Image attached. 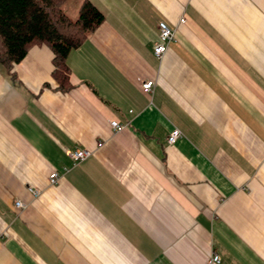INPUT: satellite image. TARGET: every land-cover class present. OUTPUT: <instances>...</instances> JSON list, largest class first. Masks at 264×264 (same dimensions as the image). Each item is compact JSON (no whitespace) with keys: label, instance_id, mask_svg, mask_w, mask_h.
Returning a JSON list of instances; mask_svg holds the SVG:
<instances>
[{"label":"crops","instance_id":"crops-1","mask_svg":"<svg viewBox=\"0 0 264 264\" xmlns=\"http://www.w3.org/2000/svg\"><path fill=\"white\" fill-rule=\"evenodd\" d=\"M89 1L69 91L46 45L0 66V264H264V0Z\"/></svg>","mask_w":264,"mask_h":264},{"label":"trees","instance_id":"trees-1","mask_svg":"<svg viewBox=\"0 0 264 264\" xmlns=\"http://www.w3.org/2000/svg\"><path fill=\"white\" fill-rule=\"evenodd\" d=\"M69 1L0 0V66L12 81H17L13 64L20 62L31 47L46 45L53 53L51 76L57 83L55 89L67 92L73 87L67 55L98 27L104 16L91 1L81 0L76 17L71 18L65 10Z\"/></svg>","mask_w":264,"mask_h":264},{"label":"built area","instance_id":"built-area-1","mask_svg":"<svg viewBox=\"0 0 264 264\" xmlns=\"http://www.w3.org/2000/svg\"><path fill=\"white\" fill-rule=\"evenodd\" d=\"M183 19H181L180 22H182ZM174 40V29L167 25L164 21H160L158 23V41L153 47V54L155 55L156 58L160 59L161 56L165 53V51L168 48V45L170 42ZM142 90L144 92L150 93L153 88V81L148 80V81H143L141 83ZM110 125L113 129L114 132L121 131L124 128V124L119 123L117 120H110ZM179 131L177 129H173L169 136L167 137V142L169 144L173 143L179 136ZM98 145H101V143ZM93 154L92 150L87 149V148H76L72 151L68 152V155L70 159L72 160L73 164H76L89 156ZM58 178V173L56 171H52L49 176L48 180L49 183L53 184L56 182ZM27 190L30 192V194L33 197H37L40 194V190L32 187V186H27ZM16 207H22L23 203L20 200H17L15 202ZM221 262L220 255L216 252H211L206 264H219Z\"/></svg>","mask_w":264,"mask_h":264},{"label":"rangeland","instance_id":"rangeland-1","mask_svg":"<svg viewBox=\"0 0 264 264\" xmlns=\"http://www.w3.org/2000/svg\"><path fill=\"white\" fill-rule=\"evenodd\" d=\"M74 1H76V0H70V2H68V4L65 6V10L71 18H75L77 15V12L72 11V9H66V8L69 7V5H70L69 3H73Z\"/></svg>","mask_w":264,"mask_h":264}]
</instances>
